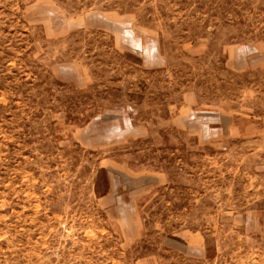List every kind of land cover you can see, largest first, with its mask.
I'll use <instances>...</instances> for the list:
<instances>
[{
  "label": "rangeland",
  "instance_id": "374dc122",
  "mask_svg": "<svg viewBox=\"0 0 264 264\" xmlns=\"http://www.w3.org/2000/svg\"><path fill=\"white\" fill-rule=\"evenodd\" d=\"M0 264H264V0H0Z\"/></svg>",
  "mask_w": 264,
  "mask_h": 264
},
{
  "label": "trees",
  "instance_id": "16d2710c",
  "mask_svg": "<svg viewBox=\"0 0 264 264\" xmlns=\"http://www.w3.org/2000/svg\"><path fill=\"white\" fill-rule=\"evenodd\" d=\"M106 186H107V184H106ZM96 192H98L99 193V190L96 188ZM106 192H107V190L105 191V193L104 194H106Z\"/></svg>",
  "mask_w": 264,
  "mask_h": 264
}]
</instances>
